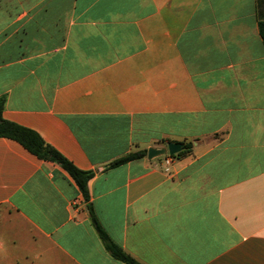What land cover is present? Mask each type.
Returning a JSON list of instances; mask_svg holds the SVG:
<instances>
[{"label":"crops","instance_id":"crops-1","mask_svg":"<svg viewBox=\"0 0 264 264\" xmlns=\"http://www.w3.org/2000/svg\"><path fill=\"white\" fill-rule=\"evenodd\" d=\"M264 0H0L6 120L96 172L143 264H264ZM174 157L106 169L135 151ZM0 264H125L60 165L0 138Z\"/></svg>","mask_w":264,"mask_h":264},{"label":"trees","instance_id":"trees-1","mask_svg":"<svg viewBox=\"0 0 264 264\" xmlns=\"http://www.w3.org/2000/svg\"><path fill=\"white\" fill-rule=\"evenodd\" d=\"M260 33L264 38V22L260 23ZM6 98H0V138H9L17 141L23 145L28 151L36 155L38 158L56 163L60 165L78 185L85 203L89 209L92 224L97 231L105 249L116 260L125 264H143L131 254L126 252L117 243L113 241L106 229L101 224L93 205L91 204V194L89 190V182L95 177L96 172L85 171L78 168L72 161L55 149L52 145L48 144L36 131L27 127L21 126L15 122L8 121L4 118L3 113L5 110ZM184 148L181 152L173 157H181L187 154L192 148V143H183ZM148 156V150H140L131 152L106 166V169L115 168Z\"/></svg>","mask_w":264,"mask_h":264},{"label":"water","instance_id":"water-1","mask_svg":"<svg viewBox=\"0 0 264 264\" xmlns=\"http://www.w3.org/2000/svg\"><path fill=\"white\" fill-rule=\"evenodd\" d=\"M183 148L184 145L182 143H169L167 147L163 148L151 147L148 149V158L152 160L167 154L176 155L181 152Z\"/></svg>","mask_w":264,"mask_h":264},{"label":"built area","instance_id":"built-area-1","mask_svg":"<svg viewBox=\"0 0 264 264\" xmlns=\"http://www.w3.org/2000/svg\"><path fill=\"white\" fill-rule=\"evenodd\" d=\"M165 165H166V169H167V171H169V169H170V166L173 164V162H174V157L172 156V155H170V154H167L166 156H165Z\"/></svg>","mask_w":264,"mask_h":264}]
</instances>
